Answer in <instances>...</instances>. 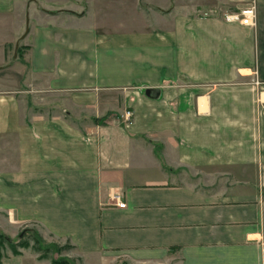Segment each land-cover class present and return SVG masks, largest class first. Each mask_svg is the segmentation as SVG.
<instances>
[{"label": "crops", "instance_id": "1", "mask_svg": "<svg viewBox=\"0 0 264 264\" xmlns=\"http://www.w3.org/2000/svg\"><path fill=\"white\" fill-rule=\"evenodd\" d=\"M156 1L159 33L115 18L130 0H0L1 223L123 264H264V0Z\"/></svg>", "mask_w": 264, "mask_h": 264}, {"label": "rangeland", "instance_id": "2", "mask_svg": "<svg viewBox=\"0 0 264 264\" xmlns=\"http://www.w3.org/2000/svg\"><path fill=\"white\" fill-rule=\"evenodd\" d=\"M123 1V0H122ZM125 1V0H124ZM129 2V0H126ZM130 2H134L137 6H143L145 11L139 10L137 12H123L120 13H114L115 18L124 19V18H132L135 22V27L132 26L129 29L132 31H138L141 30H147L152 31L153 33H159L162 31L161 24H163L164 20V4L161 3V1L154 0L153 3H155L158 6L151 5V10H148L147 7H145L146 3L149 2V0H130ZM72 3V9L74 11L73 19H76L80 17L81 11L85 6L88 5L87 0H71ZM64 3H58L57 5L62 6ZM68 4V3H67ZM255 5L254 3H252ZM251 4V5H252ZM240 10V9H239ZM238 11V10H237ZM234 11V12H237ZM233 13V12H232ZM228 14V13H225ZM224 14V16H225ZM88 15V13H87ZM108 17L104 16L105 19L111 18L112 13H109L107 15ZM144 16V17H143ZM114 18V17H113ZM142 19H145L146 22H149L152 24L149 28L145 27ZM132 21V20H131ZM141 21V23H140ZM225 21V20H224ZM164 25V24H163ZM145 27V28H144ZM107 30V29H106ZM17 53L20 55L22 54V50L25 49L24 46H21L20 48H17ZM10 50L13 51V45H10ZM16 58V56H15ZM11 61V60H10ZM15 79V78H14ZM21 84V88L28 89L26 85L23 84V81H19ZM185 82V81H184ZM2 87L0 86V89ZM31 95V94H30ZM28 94V99L32 100L31 96ZM122 106V105H121ZM125 107L122 106L120 108H112L110 110H107L105 113L102 114V117H107L109 115L111 116H118L119 119H122L127 122L128 119H125V112L130 111L127 109L125 112ZM123 113V114H122ZM122 114V118H121ZM132 114V113H131ZM32 227L27 225L24 227H18V228H8L7 226H4L1 223V217H0V233L5 235L10 242L8 243L6 240H2L0 238V259L6 256L10 255H21L24 260V264H123L122 262H117L114 257H112V254H105L104 258L100 255H91L90 257L82 254L80 252H77L67 241L62 240L58 241L56 239H50L45 238L44 236L40 235V233L36 229L29 228Z\"/></svg>", "mask_w": 264, "mask_h": 264}, {"label": "built area", "instance_id": "3", "mask_svg": "<svg viewBox=\"0 0 264 264\" xmlns=\"http://www.w3.org/2000/svg\"><path fill=\"white\" fill-rule=\"evenodd\" d=\"M256 7L255 5H249L247 7L241 8L237 12L225 14L224 20L226 22H237L244 26L254 27L256 25ZM125 119H128L131 116V111H126ZM116 205L120 208H123L125 204L120 200L119 195L113 197Z\"/></svg>", "mask_w": 264, "mask_h": 264}, {"label": "water", "instance_id": "4", "mask_svg": "<svg viewBox=\"0 0 264 264\" xmlns=\"http://www.w3.org/2000/svg\"><path fill=\"white\" fill-rule=\"evenodd\" d=\"M28 30H29V27H28V16H27L24 34H26L28 32ZM17 48H18V44L15 45V51H14L15 54L17 52ZM155 93H157V94H155ZM158 93H159L158 90L152 89V88H148L145 90V95H147L148 97H152V98L157 97Z\"/></svg>", "mask_w": 264, "mask_h": 264}, {"label": "trees", "instance_id": "5", "mask_svg": "<svg viewBox=\"0 0 264 264\" xmlns=\"http://www.w3.org/2000/svg\"><path fill=\"white\" fill-rule=\"evenodd\" d=\"M0 238L3 240H6L8 243L10 242V240L3 234L0 233Z\"/></svg>", "mask_w": 264, "mask_h": 264}]
</instances>
